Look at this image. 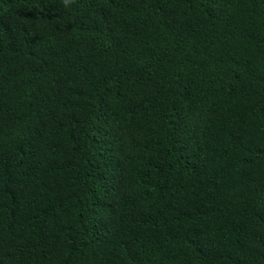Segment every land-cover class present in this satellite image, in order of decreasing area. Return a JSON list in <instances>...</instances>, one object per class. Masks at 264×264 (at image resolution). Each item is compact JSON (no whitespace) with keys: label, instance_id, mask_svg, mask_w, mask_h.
Wrapping results in <instances>:
<instances>
[{"label":"trees","instance_id":"16d2710c","mask_svg":"<svg viewBox=\"0 0 264 264\" xmlns=\"http://www.w3.org/2000/svg\"><path fill=\"white\" fill-rule=\"evenodd\" d=\"M0 264H264V0H0Z\"/></svg>","mask_w":264,"mask_h":264}]
</instances>
